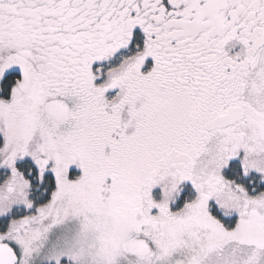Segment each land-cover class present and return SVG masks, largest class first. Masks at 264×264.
Here are the masks:
<instances>
[{
	"label": "snow or ice",
	"instance_id": "obj_1",
	"mask_svg": "<svg viewBox=\"0 0 264 264\" xmlns=\"http://www.w3.org/2000/svg\"><path fill=\"white\" fill-rule=\"evenodd\" d=\"M0 264H264V0H0Z\"/></svg>",
	"mask_w": 264,
	"mask_h": 264
}]
</instances>
